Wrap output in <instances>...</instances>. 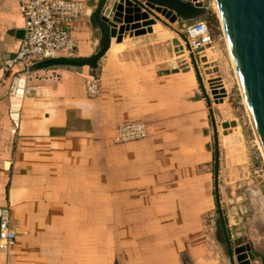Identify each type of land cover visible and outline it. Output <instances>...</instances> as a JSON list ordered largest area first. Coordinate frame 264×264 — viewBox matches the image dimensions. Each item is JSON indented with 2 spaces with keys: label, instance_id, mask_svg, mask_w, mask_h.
I'll use <instances>...</instances> for the list:
<instances>
[{
  "label": "crops",
  "instance_id": "crops-1",
  "mask_svg": "<svg viewBox=\"0 0 264 264\" xmlns=\"http://www.w3.org/2000/svg\"><path fill=\"white\" fill-rule=\"evenodd\" d=\"M81 1L91 13L73 35L87 58L101 49L91 14L112 1ZM163 21L115 42L97 68L27 70L3 66L25 19L18 0H0V218L16 234L0 264H232L214 221L219 146L197 68L151 59L135 40L168 31ZM127 124L147 135L121 140ZM247 244L260 264L263 246L232 247Z\"/></svg>",
  "mask_w": 264,
  "mask_h": 264
},
{
  "label": "rangeland",
  "instance_id": "rangeland-1",
  "mask_svg": "<svg viewBox=\"0 0 264 264\" xmlns=\"http://www.w3.org/2000/svg\"><path fill=\"white\" fill-rule=\"evenodd\" d=\"M201 1L210 7L215 0ZM210 12L211 15L205 19L215 42L194 53H190L185 44L182 26L171 27L173 23L159 13L170 34L163 27L158 35L151 33L135 40L148 54L151 49V59H163L172 53L173 57L177 56L175 59L179 60L181 68L196 66L202 90L209 101L219 146V209L214 218L218 224L220 211L223 213L219 237L225 239L228 235L232 246L250 240L258 243V247L263 246L260 248L263 256L260 257L264 263V155L241 91L219 14L214 10ZM159 36L166 37L161 39ZM212 80H221L227 96L219 94L216 98L212 95ZM221 89L216 90L220 92ZM234 121L235 126L231 125ZM224 123L230 126L225 128ZM226 130H231V133L225 134Z\"/></svg>",
  "mask_w": 264,
  "mask_h": 264
},
{
  "label": "water",
  "instance_id": "water-1",
  "mask_svg": "<svg viewBox=\"0 0 264 264\" xmlns=\"http://www.w3.org/2000/svg\"><path fill=\"white\" fill-rule=\"evenodd\" d=\"M100 10L91 14L93 22L101 30V49L91 57L55 58L36 63L32 69L54 66L84 67L94 69L111 51L115 42L121 43L128 35H138L146 32L143 27L163 21L158 15L165 16L171 23L187 22L205 18L212 10L201 0H107ZM219 9V20L222 24L228 47L233 59L237 78L242 94L264 153V0H216ZM150 32L153 30H149ZM118 48V47H116ZM221 91L210 81L211 93L214 97L227 92L221 80H217ZM22 90L17 91L20 96ZM19 101L17 98L14 99ZM17 110L18 106L15 105ZM17 113L13 118H17ZM231 125L235 126L236 122ZM225 128L229 123H224ZM238 129V128H236ZM231 133L226 130L225 134ZM1 222V218H0ZM220 222L223 223V213L220 211ZM226 245L232 264L253 263L256 254L249 244L233 248L230 238L226 235ZM260 264H264L261 262ZM184 264H190L184 256Z\"/></svg>",
  "mask_w": 264,
  "mask_h": 264
},
{
  "label": "built area",
  "instance_id": "built-area-1",
  "mask_svg": "<svg viewBox=\"0 0 264 264\" xmlns=\"http://www.w3.org/2000/svg\"><path fill=\"white\" fill-rule=\"evenodd\" d=\"M18 2L25 19L24 36L18 54L4 62L3 66L11 67L21 63L29 70L34 64L45 60L78 57L79 46L73 33L80 26L82 19L91 13L86 2L81 0H18ZM182 28V36L190 53L212 46L215 42V36L205 18L182 22ZM214 86L220 88L217 80H214ZM87 91L90 96L99 94L97 77L93 76L87 80ZM146 135L142 124H127L120 129V139L123 141L141 139ZM15 240L16 234L10 221L1 219L0 247L7 249Z\"/></svg>",
  "mask_w": 264,
  "mask_h": 264
},
{
  "label": "bare ground",
  "instance_id": "bare-ground-1",
  "mask_svg": "<svg viewBox=\"0 0 264 264\" xmlns=\"http://www.w3.org/2000/svg\"><path fill=\"white\" fill-rule=\"evenodd\" d=\"M210 8L212 9V10H214L216 13H218L219 14V9H218V5H217V1L215 0L212 4H211V6H210ZM219 16V15H218ZM158 28H159V31H158V33L159 32H161L162 30H163V26L159 23V24H157V25H154V26H150V27H148V31L149 30H158ZM228 44V43H227ZM113 48H114V46H113ZM229 49V48H228ZM230 51V50H229ZM230 55H231V53H230ZM231 58H232V56H231ZM232 62H233V59H232ZM233 65H234V63H233ZM235 68V67H234ZM240 84V83H239ZM241 91H242V89H241ZM243 93V92H242ZM257 136V135H256ZM257 140H258V138H257ZM258 143H259V141H258ZM259 147H260V149H261V151H262V148H261V146H260V143H259ZM262 153H263V151H262ZM263 155H264V153H263Z\"/></svg>",
  "mask_w": 264,
  "mask_h": 264
},
{
  "label": "trees",
  "instance_id": "trees-1",
  "mask_svg": "<svg viewBox=\"0 0 264 264\" xmlns=\"http://www.w3.org/2000/svg\"><path fill=\"white\" fill-rule=\"evenodd\" d=\"M212 12H210L207 16H210ZM216 19V18H215ZM217 21V20H216Z\"/></svg>",
  "mask_w": 264,
  "mask_h": 264
}]
</instances>
